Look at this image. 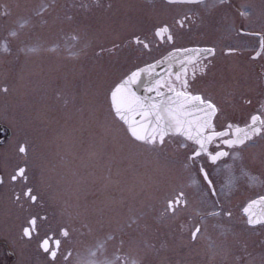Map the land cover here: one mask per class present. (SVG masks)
I'll list each match as a JSON object with an SVG mask.
<instances>
[{"label":"rangeland","instance_id":"obj_1","mask_svg":"<svg viewBox=\"0 0 264 264\" xmlns=\"http://www.w3.org/2000/svg\"><path fill=\"white\" fill-rule=\"evenodd\" d=\"M85 2L88 7H78L76 20L71 21L68 19L69 0H59V4L58 0H0V6H5L9 12L2 15L0 33L8 36L10 32L16 33L11 37L20 58L16 63L10 57H0V85L6 83L10 89L7 93L0 92V108L4 112L6 104L11 103L13 126L27 130L31 172L50 202L57 203L60 225L75 229L73 261L77 256L89 259V248L104 243L108 235L115 233L119 238L116 219L127 216L129 207L145 206L147 214L140 221L136 236L141 245L150 244V218L154 211L159 217L163 196L174 188H183L187 208H208L211 203L203 201L199 205L195 197L192 198V193L201 195L203 188L191 185L182 167V153H173L175 141L167 150L166 158L171 163H165L164 155L157 158L154 153L130 149L114 137L110 120L106 119V106L101 108L94 101L99 65L109 69L104 81L107 87L140 59L135 47L126 45L130 39L127 32L116 39L112 32L116 25L105 28L102 23L139 16L148 20L142 32L154 24L147 14L148 7L154 4L141 0ZM92 2L97 6H90ZM58 9L62 34L57 45L53 44L57 40L53 26ZM3 10L0 7V12ZM70 33L79 38L70 39ZM113 44L120 47L114 49ZM101 48L105 50L103 55H97ZM57 93L61 94L60 99ZM64 99L68 100L67 105ZM233 174L230 168L223 179L217 180V187L231 182L229 198L234 207L264 191L255 186L260 181L256 177L250 185L244 182L243 186H236ZM238 188L245 189L236 190ZM84 206L89 208L88 214L77 215L78 209ZM165 225L162 219L158 220L160 241L168 233ZM123 231L124 239H128L130 230ZM161 245L159 255L156 259L152 257L153 263L168 264L170 260V264H180L175 257L171 260ZM112 251L109 243L108 258Z\"/></svg>","mask_w":264,"mask_h":264},{"label":"snow or ice","instance_id":"obj_2","mask_svg":"<svg viewBox=\"0 0 264 264\" xmlns=\"http://www.w3.org/2000/svg\"><path fill=\"white\" fill-rule=\"evenodd\" d=\"M166 3L169 6L179 4L187 9L176 21L181 28L188 27L189 21L199 19L209 33H221L233 42L218 41L219 50L217 43L187 48L173 47L167 55L121 73L118 81H112L107 87L104 81L109 69L101 64L96 70L94 101L101 108L106 106V119L110 120L114 137L130 149H142L154 153L157 158L164 155L165 163H171L166 158L167 150L171 142L175 141L173 153H182V167L191 185L202 186L203 201H211L213 211L207 215L231 219L232 213L225 204L231 192V182L221 185L218 190L213 180V170L221 158L229 157L232 160V164L227 166L229 168L238 165L242 172L250 171L249 165L264 169V86L253 96L249 93L254 89L243 90L238 76L222 77L228 83L220 86L222 98L218 100L213 93L214 86H198L197 82L208 75L218 54L238 57L249 47V41H259V48L253 49V61L264 55V0H260L258 6L252 3L237 6L230 0H166ZM0 7L4 8L0 15L9 14L5 6ZM80 7L86 8L88 5L81 4ZM108 7L111 8V5ZM199 9H203V14ZM146 24V18L126 16L118 22H103L101 26L108 28L116 25L112 27L116 39H121L122 34L127 32L130 39L126 45L134 43L139 54L144 55L151 51L148 35L141 38L139 34ZM150 27L154 29L152 35L155 38L161 41L166 39L170 45L175 44L177 37L166 22L151 24ZM9 35L15 36L16 33L10 32ZM78 38L73 36V39ZM0 47L5 52L9 51L7 44ZM118 47L119 44H113L114 49ZM104 51L101 48L97 55H103ZM250 71L264 85V64L259 66L258 72L255 68ZM244 79H249L247 71L244 72ZM9 90L6 83L0 85V92L7 93ZM60 98L61 94L57 93V99ZM63 102L67 105L68 100L64 99ZM17 144L19 154L26 156L28 142L17 141ZM250 149L255 151L249 152ZM246 153L251 157L250 160ZM249 178L255 179L251 176ZM19 179H28L27 169L17 165L0 176V185L15 184ZM34 191L32 187H25L14 195L13 202L19 203L22 197L35 202L38 197L33 194ZM260 201L264 203V196L260 197ZM255 203L249 201V205L244 208L247 219L243 222L241 232L234 234L236 242H242L245 250L250 243L255 244L249 233L256 235L255 229L259 228L262 231L258 234L264 237V213L257 215L249 212ZM187 207V195L183 188H174L163 196V210L159 217L175 223L180 219L182 209ZM128 211L127 216L116 219L119 238L115 233L108 235L104 243H97L89 250L90 258L87 260L77 256L73 261L72 248H63L62 240L49 230L38 244L44 256L39 264H153L152 257L158 250L152 244L141 245L136 236L140 231V221L147 214L145 206L129 207ZM88 212L89 208L84 206L78 209L77 215H86ZM188 219L191 224L186 230L183 224L179 226L180 242L184 246L194 245L202 231L195 218L189 216ZM199 219L203 220L205 216L201 215ZM26 223L29 226L21 225L22 240L25 237L31 238L32 233L37 231L35 216ZM109 223H112L111 219ZM125 228L130 230L127 233L128 239H124ZM57 230L59 237L65 240H71L72 232L75 231L74 228L70 230L66 224L58 225ZM109 243L113 248L111 258L106 255ZM166 243L165 240L161 246L166 247ZM256 246L264 249V239ZM246 255L250 254L246 252ZM249 264H255V260L250 259ZM260 264H264V251L261 252Z\"/></svg>","mask_w":264,"mask_h":264},{"label":"flooded vegetation","instance_id":"obj_3","mask_svg":"<svg viewBox=\"0 0 264 264\" xmlns=\"http://www.w3.org/2000/svg\"><path fill=\"white\" fill-rule=\"evenodd\" d=\"M148 4H154L150 6L148 15L152 22H166L172 33L177 37L175 44L170 45L152 35L154 29L149 27L148 29L140 32L141 38L144 35H148V42L151 45V51L144 55L139 54V49L133 43L135 47V54L140 58L135 66H143L144 63H151L154 59H159L162 56L167 55L173 47H194V46H206L217 43L221 41L223 43L233 42L230 38L222 36L221 33H209L206 27L200 24L199 19H194L188 22V27L181 28L180 25L176 23L178 19L187 11V9L179 4H174L169 6L166 0H141ZM231 3L237 6L242 3H252L255 5L260 4V0H230ZM70 7L68 10V17L76 20V12L81 4L88 5L85 0H69ZM59 4V0H58ZM97 3H91L90 6H97ZM59 6V5H58ZM146 11V9H145ZM195 11V10H194ZM200 13L203 14V9H199ZM147 12V11H146ZM57 22L55 27L56 30L54 35L57 36V40H52L53 44L58 45V41L61 36L60 29V11L57 12ZM151 14V15H150ZM2 15L0 20H2ZM155 17V18H154ZM4 18V17H3ZM69 19V18H68ZM70 20V19H69ZM150 22V23H152ZM1 24V23H0ZM75 22L73 23V27ZM190 29V30H189ZM74 34L70 33L69 38H73ZM166 36V34H165ZM22 42V41H21ZM7 44L9 51H3L0 47V57L4 56L14 59L16 63L20 61L19 54L16 48H14V40L11 36L4 35L0 33V45ZM219 50V44L217 43ZM259 48V41L251 42L249 41V47L244 50V54L238 57H226L218 54L214 66L209 71L208 75L203 78L202 81H198L197 85H209L213 87V93L216 98L220 100L222 98L221 85L228 83L227 79H222V77L238 76L239 81L242 85L243 90L247 91L249 88L254 89V91L249 94L255 96L260 90L261 85L257 80L255 73L251 72L250 69L255 68L256 72L259 71V66L264 64V55L256 57L253 61L251 59L254 54L253 49ZM1 59V58H0ZM133 66L130 70H134ZM249 73V79L245 81L244 72ZM11 104V103H10ZM9 102L5 106L4 112L0 108V176H4L6 171H11V169L17 165L26 167L28 179H19V182L12 184L6 183L0 185V264H39L40 261L44 259L42 251L38 248L39 241L42 240L45 234L51 230L56 234L58 238L62 240V247H71L73 251V259L75 258V231L72 232L71 240H65L63 237H59L57 226L60 225V214L57 208V203L50 202L47 196L44 194V188L37 182L36 177L33 172H31L32 163L30 161L29 154V142L26 128L17 130L12 124V112L11 105ZM19 142H28V153L27 155L19 154L18 144ZM214 148L215 145L213 144ZM227 150V149H226ZM254 149H250L252 152ZM248 155V153H246ZM249 156V155H248ZM7 163V169L5 164ZM232 164L231 158H221V162L214 167L213 170V180L217 186V180L223 179V176L227 171L229 172V165ZM224 168H226L224 170ZM250 171L242 172L239 166L232 167L234 172V181L236 186H243L245 182L246 185L253 183V179L249 177H256L259 179V184L255 186H260L264 190V169L258 166L253 167L249 165ZM6 178V177H5ZM248 181V183L246 182ZM25 187H32L35 189L34 195H37L38 199L33 202L28 198H23L19 203L13 202V197L15 194L20 193ZM202 187V186H201ZM249 187V186H248ZM195 189V188H194ZM218 189V187H217ZM245 188H238L236 190H242ZM219 190V189H218ZM240 194V193H238ZM264 196V191L253 197L246 198L244 204H239V207H234L231 199L228 196L226 201V208L232 213L231 219L225 218L223 216H208L207 213L213 211L210 207L208 208H187L182 209L180 214V219L173 223L170 219H162L165 222V228L168 229L164 240L160 241V233L157 230V222L160 217L154 213L150 218V244L154 245L158 250L157 253L153 255V259L160 253V243L167 241L165 249L167 250V255L169 257H175L174 260L179 261L180 264H249L250 259L255 260V264H260L261 252L264 249L256 246L260 244V241L264 239L258 233L262 231L261 229H255L256 235H250V239L255 241V244H249L248 248L245 250L243 243H237L235 233H239L242 230L243 222L246 221V216L243 211V207L247 201L254 199L256 197ZM195 197L196 203L200 205L203 203L202 195L193 194L192 198ZM205 216V219L200 220L199 216ZM33 216L36 217V232L32 233V237H25L21 239V225H27L26 221L31 219ZM191 216L196 219L197 223L201 225L202 231L198 237L196 243L191 246H184L181 241V232L179 226L183 224L185 230L191 224V220L188 217ZM158 218V219H157ZM159 241V242H158ZM212 245L213 247H209ZM164 248V247H163ZM92 247L89 248V250ZM162 249V248H161ZM113 252V251H112ZM246 252L250 255H246ZM213 253H215L213 257ZM170 264L171 261H168ZM153 264H156L155 261Z\"/></svg>","mask_w":264,"mask_h":264},{"label":"water","instance_id":"obj_4","mask_svg":"<svg viewBox=\"0 0 264 264\" xmlns=\"http://www.w3.org/2000/svg\"><path fill=\"white\" fill-rule=\"evenodd\" d=\"M260 197H262V196H260ZM260 197H256V198L250 200V201H256V203L253 204V205L249 208V212H250V213H254V214H257V215H259V214H261V213H264V203H262V202L260 201ZM248 205H249V201L244 205V207H243V211H244V208H245L246 206H248ZM245 216H246V215H245ZM246 218H247V217H246Z\"/></svg>","mask_w":264,"mask_h":264}]
</instances>
